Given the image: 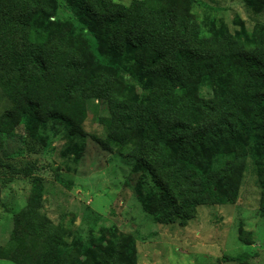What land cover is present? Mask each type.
Returning a JSON list of instances; mask_svg holds the SVG:
<instances>
[{
  "label": "trees",
  "instance_id": "16d2710c",
  "mask_svg": "<svg viewBox=\"0 0 264 264\" xmlns=\"http://www.w3.org/2000/svg\"><path fill=\"white\" fill-rule=\"evenodd\" d=\"M193 1L0 0V90L9 101L0 114V167L34 182L0 244L1 259L137 264L135 237L117 235L115 226L106 247L89 243L73 254L65 230L41 210L39 163L19 166L3 148L22 124L46 144L49 123L62 121L67 150L76 153L95 100L104 133L93 139L126 151L152 176L156 191L146 194L145 211L156 221H188L204 199L233 202L248 159L264 216V24L209 31L192 13ZM257 5L264 8V0ZM55 180L63 183L61 173Z\"/></svg>",
  "mask_w": 264,
  "mask_h": 264
},
{
  "label": "rangeland",
  "instance_id": "374dc122",
  "mask_svg": "<svg viewBox=\"0 0 264 264\" xmlns=\"http://www.w3.org/2000/svg\"><path fill=\"white\" fill-rule=\"evenodd\" d=\"M116 1L130 4L132 0ZM191 10L209 31L264 24V8L257 5V0H194ZM69 14L65 8L59 13L63 18ZM126 80L134 81L128 75ZM136 87L141 90L138 83ZM202 93H208L206 86ZM8 106L0 90V114ZM102 113L101 102L92 101L83 123L85 137L78 140V147L83 146L76 153L67 150L69 138L62 121L49 123L43 132L46 144L30 135L24 124L17 127L8 143L2 142L14 157L7 161L19 166L27 161L39 163L36 171L43 178L41 210L65 230L73 254L80 256L82 247L89 243L106 247L112 236L109 228L115 226L117 235L135 237L137 264H264L263 191L250 159L233 202L204 199L190 220L158 222L145 211L146 194L156 191L152 176L137 170L126 151L105 150L93 139L92 135L104 133L97 120ZM56 173H61L63 183L55 180ZM32 177H11L0 167L2 245L9 239L14 215L28 202ZM96 213L101 214L100 220L94 218ZM0 264L17 263L0 258Z\"/></svg>",
  "mask_w": 264,
  "mask_h": 264
}]
</instances>
